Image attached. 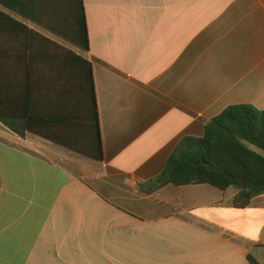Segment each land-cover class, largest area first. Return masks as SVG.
Instances as JSON below:
<instances>
[{
	"label": "crops",
	"instance_id": "obj_1",
	"mask_svg": "<svg viewBox=\"0 0 264 264\" xmlns=\"http://www.w3.org/2000/svg\"><path fill=\"white\" fill-rule=\"evenodd\" d=\"M83 1L88 52L0 0V264H264V195L150 184L229 106L264 110V0ZM75 55L102 161L1 121L75 134Z\"/></svg>",
	"mask_w": 264,
	"mask_h": 264
},
{
	"label": "trees",
	"instance_id": "obj_2",
	"mask_svg": "<svg viewBox=\"0 0 264 264\" xmlns=\"http://www.w3.org/2000/svg\"><path fill=\"white\" fill-rule=\"evenodd\" d=\"M14 10L39 23L46 30L64 38L71 45L90 49L83 0H22ZM71 56L74 54L71 53ZM77 66V119L64 128L75 126V134L55 138L33 122L21 124L1 120L21 137L34 131L44 139L58 143L76 153L102 161L104 159L92 65L75 55ZM153 190L167 185H210L220 191L234 189V207L243 210L254 199L264 195V110L247 104L226 108L205 124L201 138H183L169 158L163 173L150 182ZM250 264H261L252 255Z\"/></svg>",
	"mask_w": 264,
	"mask_h": 264
}]
</instances>
